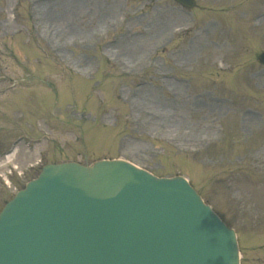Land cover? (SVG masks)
Instances as JSON below:
<instances>
[{
    "label": "rangeland",
    "instance_id": "rangeland-1",
    "mask_svg": "<svg viewBox=\"0 0 264 264\" xmlns=\"http://www.w3.org/2000/svg\"><path fill=\"white\" fill-rule=\"evenodd\" d=\"M198 1V18L190 23L172 0H129V9L123 0H0V40L23 59L13 64L0 45V90L16 82L0 95V149L11 140L17 146L0 168L10 185L0 187L9 191H0V209L35 176L41 152L46 161L91 163L104 148L106 156L115 151L157 173L184 175L237 230L241 264H264V67L256 61L264 27L249 30L248 38L243 32L232 50L214 46L223 42L222 28L208 38L203 32L217 18L209 10H220L226 27L239 20L237 11L248 23L264 11V0ZM26 12L35 35L48 42L49 59L32 50L28 56L14 43L30 44ZM252 71L250 84L239 81ZM68 73L72 79L64 81ZM42 82L56 89L58 100ZM29 90L41 102L21 107L29 105ZM234 90L240 97L228 95Z\"/></svg>",
    "mask_w": 264,
    "mask_h": 264
},
{
    "label": "water",
    "instance_id": "water-1",
    "mask_svg": "<svg viewBox=\"0 0 264 264\" xmlns=\"http://www.w3.org/2000/svg\"><path fill=\"white\" fill-rule=\"evenodd\" d=\"M111 177L105 163L95 169L71 163L45 166L38 179L20 191L0 214V264H19L23 257L29 259L38 253L48 258L51 251L54 252L50 260H57L58 254L70 258L94 256V239L86 238L94 232V212L89 209L94 207V198L99 199L104 187L110 188L105 180ZM162 181L161 184L169 186L165 183H170L169 180ZM173 182L178 186L185 184L181 179ZM79 193L85 202L73 201V196ZM73 230L76 233L70 234L71 243L60 241ZM192 238L195 239L193 233ZM231 247L235 253L233 236Z\"/></svg>",
    "mask_w": 264,
    "mask_h": 264
},
{
    "label": "bare ground",
    "instance_id": "bare-ground-1",
    "mask_svg": "<svg viewBox=\"0 0 264 264\" xmlns=\"http://www.w3.org/2000/svg\"><path fill=\"white\" fill-rule=\"evenodd\" d=\"M140 109H144V108L141 107ZM15 152H16V150H14V152L11 154V156H8V158L12 157L15 154Z\"/></svg>",
    "mask_w": 264,
    "mask_h": 264
}]
</instances>
